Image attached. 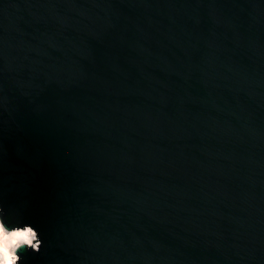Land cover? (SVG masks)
Wrapping results in <instances>:
<instances>
[{
  "label": "water",
  "instance_id": "water-1",
  "mask_svg": "<svg viewBox=\"0 0 264 264\" xmlns=\"http://www.w3.org/2000/svg\"><path fill=\"white\" fill-rule=\"evenodd\" d=\"M0 204L20 264H264V0H0Z\"/></svg>",
  "mask_w": 264,
  "mask_h": 264
},
{
  "label": "clouds",
  "instance_id": "clouds-1",
  "mask_svg": "<svg viewBox=\"0 0 264 264\" xmlns=\"http://www.w3.org/2000/svg\"><path fill=\"white\" fill-rule=\"evenodd\" d=\"M4 217V208L0 204V264H20V253L28 250L39 252L43 242L31 224L9 227Z\"/></svg>",
  "mask_w": 264,
  "mask_h": 264
}]
</instances>
